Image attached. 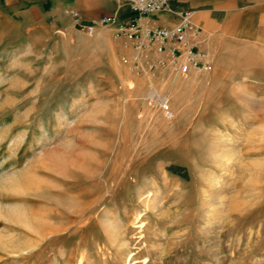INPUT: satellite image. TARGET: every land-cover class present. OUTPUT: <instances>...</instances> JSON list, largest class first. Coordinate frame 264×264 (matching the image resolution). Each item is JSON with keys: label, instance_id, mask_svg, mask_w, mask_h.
Listing matches in <instances>:
<instances>
[{"label": "rangeland", "instance_id": "1", "mask_svg": "<svg viewBox=\"0 0 264 264\" xmlns=\"http://www.w3.org/2000/svg\"><path fill=\"white\" fill-rule=\"evenodd\" d=\"M14 2L0 0V264H264V53L216 61L210 22L211 72L148 81L110 28L30 30Z\"/></svg>", "mask_w": 264, "mask_h": 264}, {"label": "crops", "instance_id": "2", "mask_svg": "<svg viewBox=\"0 0 264 264\" xmlns=\"http://www.w3.org/2000/svg\"><path fill=\"white\" fill-rule=\"evenodd\" d=\"M12 10L23 27L30 30L42 28L49 22L53 27L61 23L64 28L77 29L66 14L68 10L77 12L83 23L113 15L120 21L129 19V8L123 0H15ZM183 10L194 12L193 22L202 30L214 22L216 61L230 52L264 53V0H179L171 3L168 9L145 17L140 24L150 28L173 27L179 22V12ZM203 34L206 41L204 30ZM229 36L232 42H229ZM244 38L250 42H236Z\"/></svg>", "mask_w": 264, "mask_h": 264}, {"label": "built area", "instance_id": "3", "mask_svg": "<svg viewBox=\"0 0 264 264\" xmlns=\"http://www.w3.org/2000/svg\"><path fill=\"white\" fill-rule=\"evenodd\" d=\"M129 8V19L120 21L116 16H107L83 23L77 12L66 11L80 32L92 36L97 28H110L116 38L126 40L133 52L128 60L131 70L148 81L156 79L165 71L174 78H182L194 73H208L213 69L211 55L203 49V30L193 22L194 12H179V22L173 27L150 28L142 26L141 20L156 12L168 9L179 0H123ZM189 1V0H184ZM123 61H127L122 58ZM149 105L158 106L166 119L173 114L169 109V99L159 95L154 89L147 97Z\"/></svg>", "mask_w": 264, "mask_h": 264}]
</instances>
